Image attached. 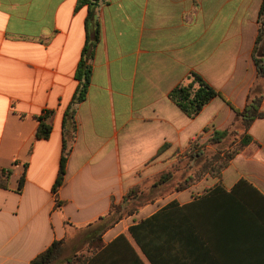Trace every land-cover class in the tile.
Instances as JSON below:
<instances>
[{"label":"crops","instance_id":"1","mask_svg":"<svg viewBox=\"0 0 264 264\" xmlns=\"http://www.w3.org/2000/svg\"><path fill=\"white\" fill-rule=\"evenodd\" d=\"M262 2L0 0V174L11 172L0 188V264H30L73 233L90 245L87 225L177 160L166 157L229 128L249 94L263 97L264 113L254 61ZM85 49L90 85L71 119ZM192 73L222 96L194 118L170 99ZM39 118L52 127L48 139L37 138ZM248 134L221 177L144 206L108 229L104 247L125 235L142 264H155L129 228L159 214L157 264H264V118ZM95 263L139 264L114 260L113 248Z\"/></svg>","mask_w":264,"mask_h":264},{"label":"trees","instance_id":"2","mask_svg":"<svg viewBox=\"0 0 264 264\" xmlns=\"http://www.w3.org/2000/svg\"><path fill=\"white\" fill-rule=\"evenodd\" d=\"M79 1L80 4L89 3V0ZM97 35L98 32H96V39ZM86 54L87 50L85 49L84 57L76 73V79L80 82V86L67 113V116L71 119L75 114V108L85 100L90 85L92 69L89 66V59ZM254 61L258 71V78L264 80V0L258 16V36L255 42ZM249 95L245 109L242 111L235 110L236 117L229 128L216 130L205 142H201L200 139L196 140L182 156H178L177 161L170 168L161 172L156 182L146 190H142L140 185L135 186L127 191L119 203L112 202L110 210L106 215L85 227L86 230H92L93 232L90 242V248L94 251L93 255L86 257L76 254L67 259L64 264H96L95 262L103 258L111 248L114 249V260H137L139 264H142L140 257L133 250L125 235L117 237L109 247H104L103 235L108 229L110 230L119 222L138 214L144 206L154 203L160 198L175 192L185 191L208 175L216 178L221 177V172L251 143L252 139L248 132L252 124L255 120L264 118V113L261 112L263 97L253 94ZM215 97L222 98L197 73H192L189 82L179 85L170 93V99L190 118L196 117ZM39 121L41 124L37 132V138L48 139L52 132V127L41 118H39ZM68 133L66 122L64 124V147L60 172L53 187L58 207L63 204L57 195L59 188L65 181L66 165L71 152V147H68L66 139ZM164 151L165 149L160 153L162 154ZM26 168L27 166H25ZM10 173L3 171L0 174V188H8ZM24 184L25 173L20 179V189L23 188ZM156 190L160 191V194L156 196L152 195ZM175 208L176 204L173 202L166 209ZM158 217L159 214H156L151 219L134 223L129 228V233L134 242L139 246V249L142 250L149 260L154 261L155 264L157 263L152 251L155 248L157 252V248L156 246L150 248V245L157 233V227L152 226H155L154 222H156ZM65 244V240L55 242L30 264H56Z\"/></svg>","mask_w":264,"mask_h":264},{"label":"rangeland","instance_id":"3","mask_svg":"<svg viewBox=\"0 0 264 264\" xmlns=\"http://www.w3.org/2000/svg\"><path fill=\"white\" fill-rule=\"evenodd\" d=\"M178 156H182V154H179V155L173 154L171 156L166 157V160L169 159L170 161H172V160L174 161V159H177ZM157 177L152 178L151 180H148V181L144 182L143 184H141L140 185L141 189L146 190L148 187H150L152 184H154L156 182ZM209 177H212V176H209ZM213 178H216V177H213ZM158 194H160V191H157V190L152 193V195H154V196H156ZM136 215H134V216H136ZM139 219H140V216L138 215L137 218L135 219V221H137ZM125 226H127V225H125ZM75 234L76 233H73L71 238H68L66 240L65 247H64L63 251L61 252L56 264H64L67 259L73 257L76 254H79V255L81 254V255H84L86 257L93 255L94 251L90 248L91 245L86 244L85 240H82L81 237L78 239H75V236H74Z\"/></svg>","mask_w":264,"mask_h":264}]
</instances>
